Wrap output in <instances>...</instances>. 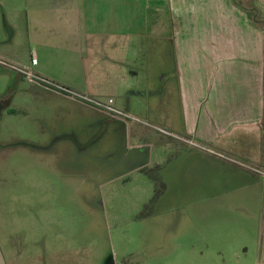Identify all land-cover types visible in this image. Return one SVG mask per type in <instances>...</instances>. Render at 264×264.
I'll use <instances>...</instances> for the list:
<instances>
[{
  "label": "rangeland",
  "instance_id": "obj_1",
  "mask_svg": "<svg viewBox=\"0 0 264 264\" xmlns=\"http://www.w3.org/2000/svg\"><path fill=\"white\" fill-rule=\"evenodd\" d=\"M118 1L114 4L120 6L119 12L124 5L122 0ZM142 1L129 0L126 22L131 30L147 32L144 44L156 52L158 48L173 45L174 30L189 26L191 18L185 22V11L191 13L195 21L203 6H208L212 26L217 24L218 8H222L215 5L216 0H208L204 5L202 0H178L187 2L188 10L178 1L174 9L170 4L173 0H160V9L157 1V5L151 1L145 15L135 14ZM228 1L246 13L248 27L264 34V4L260 0ZM4 18L1 13L0 41L7 42L0 44L3 47L0 60L29 68L13 63V39L10 41L9 34L3 30ZM9 18L12 24L13 18L20 20L17 15L13 17V13ZM201 24L195 21L193 29L198 31ZM21 39L26 42L24 33ZM24 49L23 54L31 61V52L25 44ZM76 54L77 51L64 48L54 57L62 59L59 64L69 68ZM100 56L98 51L85 47L84 61L88 65L93 58L99 61ZM145 57L148 65L153 61L160 63L154 55L146 53ZM30 71L33 74L32 69ZM13 72L0 65V252L3 260L0 264H111L112 260L117 264H171L158 257L155 249V242L166 236L171 238L167 231L169 225L188 221L190 225L182 229L181 237L195 241L201 236L202 224H218L228 219L249 225L252 211H259L260 216L259 245L250 246L252 255L250 252L246 255L242 249L241 255L225 256L224 260L212 246L218 240V235L214 238L212 231L209 232L211 242L201 249L207 264H264L261 246L264 194L261 187L256 190L251 187L253 181L245 180L246 176L260 178V174L248 167L264 172V145L252 149L256 161L224 154L233 160L224 161L240 169V174L225 168L214 169L211 165L202 169L196 161L179 163L174 171H166L169 187L163 190L158 182L152 181L158 173L153 164L146 165L143 174L122 175L137 165L134 161L137 151L121 148V130L116 125L99 127L97 135L93 134L96 129L90 127L93 112L86 108H82V112L48 108L32 94L34 87L30 78L21 76L17 86ZM109 99L115 100L94 97L104 103ZM132 116L135 119L121 118L131 125L128 142L133 146L137 144L132 131L137 125L141 126L151 135L156 153V148L162 146L157 145L160 137L166 136L158 132L152 117L138 113ZM45 119L53 120L52 127ZM124 145L127 146V140ZM163 158L166 159L165 155ZM135 241L154 244L145 245L146 251L141 253ZM195 255V259L200 260L202 254L195 252ZM138 260L141 263H137Z\"/></svg>",
  "mask_w": 264,
  "mask_h": 264
},
{
  "label": "crops",
  "instance_id": "obj_2",
  "mask_svg": "<svg viewBox=\"0 0 264 264\" xmlns=\"http://www.w3.org/2000/svg\"><path fill=\"white\" fill-rule=\"evenodd\" d=\"M114 1L0 0V19L1 13L5 17L3 30L9 34L10 41L13 39V63L29 66L27 71L32 74V69L33 75L44 80L29 79L34 87L32 94L50 109L90 110L93 112L90 127H96L93 134L97 135L99 127L116 125L121 130V148L128 151L134 148L137 151V160L134 157L137 165L127 169L123 176L133 172L143 174L145 166L153 164L158 173L152 177V181L167 190L169 181L166 171H174L179 163L196 161L202 169L211 165L214 169L225 168L240 174V169L219 156L194 148L160 131L166 138L160 137L157 145L162 146L156 148L154 153L151 135L138 125L133 128L132 135L139 142L133 146L128 142L132 130L128 121L86 105V102L61 88L90 99L113 97L115 108L131 116L134 113L150 116L157 128L193 140L212 151L256 161L251 151L264 145L263 32L248 27L246 13L230 1L212 0L216 6L222 7L218 8L215 16L217 24L211 26L210 10L208 6H203L200 17L195 19L202 24L198 31L194 30L192 14L185 11V22L188 23L187 18H191L189 26L174 30L171 36L173 45L158 48L156 52L144 44L147 32L128 28L129 0L118 1L124 5L119 12L117 8L120 6H115ZM151 1L155 4L157 1L158 9L161 8L160 0H143L135 14L145 15L146 6H151ZM177 1H170L174 9ZM207 1L202 0L203 5ZM260 1L264 4V0ZM178 3L186 5L188 10L187 2ZM12 13L13 17H19V22L13 18L12 24L9 18ZM23 33L26 42L21 39ZM6 42L1 40L0 44ZM24 44L31 52V61L23 54ZM87 46L101 54L99 61L93 58L89 65L84 61ZM2 48L0 46V52H3ZM64 48L77 51L69 68L59 64L62 59L54 57L57 51ZM146 53L156 56L160 63L153 61L146 64ZM72 55L73 52L68 58L71 59ZM13 74L17 76L18 86L22 75ZM44 121L51 127L54 124L53 120L52 123L47 119ZM126 140L127 146L124 145ZM180 171L181 167L178 168ZM245 180L253 181L251 187L254 190L261 187L264 194V175L260 174V178L246 176ZM249 214V225L228 219L218 224H202L201 236L195 241L181 237L188 221L169 225L167 231L171 238L166 236L164 240L155 242L156 253L171 264H207L202 247L211 242L209 232L212 231L214 238L218 235L216 244L212 246L217 248V254L224 260L225 256L241 255L242 249L246 255L249 252L252 255L250 246L257 248L259 245L260 216L259 211ZM176 233L178 236H175ZM261 242L264 251V236ZM135 244L142 253L146 251V246H153L154 243L145 246L135 241ZM195 252L202 254L200 260L195 259ZM2 261L0 252V263ZM111 264L117 262L112 260Z\"/></svg>",
  "mask_w": 264,
  "mask_h": 264
},
{
  "label": "built area",
  "instance_id": "obj_3",
  "mask_svg": "<svg viewBox=\"0 0 264 264\" xmlns=\"http://www.w3.org/2000/svg\"><path fill=\"white\" fill-rule=\"evenodd\" d=\"M0 65H2L3 67H9L11 68L13 71H15L16 73H18L19 75H22V76H25V77H28L30 78L31 80H34V81H44L43 79H41L40 77L38 76H35L33 74H31L29 71H27L26 69H23L21 67H17L15 65H11L3 60H0ZM56 86V85H55ZM62 91H65L66 93H70L72 94L73 96L83 100V101H86L92 105H94L95 107H97L98 109H101L109 114H111L112 116L114 117H117V118H125L127 120H133L135 118L131 117L128 113L126 112H123L117 108H115L114 106V100L113 99H109L106 103L104 102H100V101H97V100H94V99H90L88 97H84L82 95H79L77 93H74L73 91H70L69 89H65V88H61ZM158 130L164 134H167L169 136H172V137H175V138H178V139H181L183 140L184 142H186L188 145L194 147V148H198L200 150H203L205 152H209V153H212L216 156H219L220 158L224 159V160H227V161H233L232 159H230L228 156L224 155V154H221V153H218V152H215V151H212L210 149H207L205 148L204 146L196 143L195 141L193 140H190V139H184L182 137H178L164 129H160L158 128ZM245 166V165H243ZM247 167V166H245ZM250 168L251 170L257 172L258 174H261V175H264V172L260 171V170H257L256 168H252V167H248Z\"/></svg>",
  "mask_w": 264,
  "mask_h": 264
}]
</instances>
